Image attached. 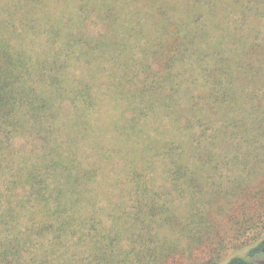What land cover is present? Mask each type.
I'll return each instance as SVG.
<instances>
[{"label": "trees", "instance_id": "16d2710c", "mask_svg": "<svg viewBox=\"0 0 264 264\" xmlns=\"http://www.w3.org/2000/svg\"><path fill=\"white\" fill-rule=\"evenodd\" d=\"M259 8L0 0V205L53 219L72 211L66 225L82 206L112 202L108 184L130 207L112 215L126 232L99 233L96 213L83 216L92 261L165 264L217 224L213 215L246 193L264 196ZM117 166L123 179H108ZM256 216L264 229V209ZM259 253L264 236L248 250ZM224 264L260 263L233 255Z\"/></svg>", "mask_w": 264, "mask_h": 264}, {"label": "rangeland", "instance_id": "374dc122", "mask_svg": "<svg viewBox=\"0 0 264 264\" xmlns=\"http://www.w3.org/2000/svg\"><path fill=\"white\" fill-rule=\"evenodd\" d=\"M256 5L261 7L259 8L261 13L254 17L256 29L259 31L255 37L257 42L264 44V0H255ZM256 12L257 9L255 14ZM37 46L40 47L42 44L39 43ZM122 176L118 166L107 173L108 179L113 177L123 179ZM123 183L122 180L121 185ZM107 187L112 202L109 203L102 196L95 205L82 206L76 213L80 215V219L68 222L66 225H62L63 219L70 218L72 211H67L60 218L53 219L40 213L42 211L38 207L26 205L24 209L19 207L15 209L14 205L13 214H10L6 206L0 205V264H100L92 261L95 250L91 247L90 239L84 235L90 229L88 225L82 223L86 221L82 217L96 213L95 220H98L96 226L99 233L111 235V230L114 228L118 233L122 231L125 233L124 220L116 223V218L112 215H124L123 211L130 208L118 202L121 193L118 188L108 184ZM263 204L264 196L256 198L255 194L246 193L236 207L230 208V212L219 217L213 215L209 222L216 219L215 227L213 225L207 227L194 245L189 248L184 246L185 249L176 251L165 264H224L233 255H243L264 264V253L254 256L248 254L250 245L264 236V229L255 222L256 214L264 209ZM212 208L215 209L217 206L213 205ZM212 212L214 214V211ZM4 213L7 215H3ZM98 231L97 235H99ZM168 233L171 238L175 236V232ZM232 238L234 241H231ZM181 239L184 243L189 241L186 236ZM122 244L130 246L129 238L126 239L125 236Z\"/></svg>", "mask_w": 264, "mask_h": 264}]
</instances>
